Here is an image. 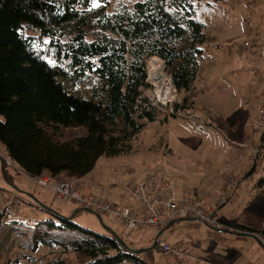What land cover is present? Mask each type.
<instances>
[{
    "label": "trees",
    "instance_id": "16d2710c",
    "mask_svg": "<svg viewBox=\"0 0 264 264\" xmlns=\"http://www.w3.org/2000/svg\"><path fill=\"white\" fill-rule=\"evenodd\" d=\"M207 40L194 0H142L113 12L92 0H0V142L8 158L32 178L81 180L102 157L131 155L150 124L171 119L148 93L147 67L153 74L164 61L184 95L174 108L192 110ZM60 78L75 92L86 83L89 97L70 93ZM60 129L83 133L62 141ZM52 213L25 222L0 211V264L36 262L41 248L74 254L78 264H144L114 235Z\"/></svg>",
    "mask_w": 264,
    "mask_h": 264
},
{
    "label": "rangeland",
    "instance_id": "374dc122",
    "mask_svg": "<svg viewBox=\"0 0 264 264\" xmlns=\"http://www.w3.org/2000/svg\"><path fill=\"white\" fill-rule=\"evenodd\" d=\"M138 1L142 0H92V4L95 7L106 4L108 11L113 12L122 5L132 6ZM194 4L196 19L206 26L208 40L203 45L204 58L195 85L198 96L192 110L184 112L183 108H174V103L181 102L184 95L173 90L174 84L166 68L172 86L171 94L175 98L174 110L167 107L171 117L169 124H150L136 138L131 155L102 157L89 175L81 180L76 179L78 189L84 194L103 193L114 200L115 190L116 193L118 190L125 191L123 185L141 175L144 168L163 167L176 191L192 190L194 194L207 197V200H214L220 195L224 168L241 164L246 157L248 143H256V177L245 178L238 192L240 207L236 205L232 211L235 221L242 224L241 227H247L246 231L226 224L234 230H227V233L233 235L222 234L199 223L189 230L184 228L185 221H180L167 228L159 239L160 243L173 247L171 252H162L157 244L155 249L137 255L144 264H223L224 257H230V253H233L232 245L240 258L237 264H264L261 241L264 234L260 233L264 231V187L261 183L264 181V131L259 129V122L264 119L261 112L264 108V85L259 80L261 77L255 74L258 69L264 70V61L251 64L246 58L249 53L257 56L262 49L260 46L256 52L249 53L236 49L256 31L264 35V0H194ZM38 42L45 50L48 40ZM154 75L151 74V77L154 78ZM60 82L70 93L82 98L89 97V91L84 87L86 83L82 86L84 90L75 92L68 81L60 78ZM148 83L151 86L148 93L161 105L157 99L161 93L156 88V82L150 79L149 70ZM179 110L185 117L176 115ZM173 114L175 118L171 116ZM194 115L202 119H195ZM82 133L80 129H60L58 132L62 141H69ZM233 148L239 153L230 160L223 159L221 164V152L225 158V154L230 155ZM54 178L57 179L54 182L75 179L66 176ZM218 187L219 192L215 193ZM245 190L248 192L241 194ZM0 211L25 222L54 219V212L71 217L75 225L87 231L114 235L104 227L107 226L132 249L152 247L158 234L155 231L137 230L125 236L119 222L113 225V221L102 217V225L92 212L72 202L55 199L49 190H43L32 177L10 161L1 142ZM19 255L20 252L15 249L11 250L9 256L14 260ZM31 257L36 262L24 264H49L58 257L65 258L70 264L80 261L74 254L64 255L59 248H41Z\"/></svg>",
    "mask_w": 264,
    "mask_h": 264
},
{
    "label": "built area",
    "instance_id": "2783aa9c",
    "mask_svg": "<svg viewBox=\"0 0 264 264\" xmlns=\"http://www.w3.org/2000/svg\"><path fill=\"white\" fill-rule=\"evenodd\" d=\"M259 46L264 47V35L256 33L236 49L239 52H256ZM255 74L261 77L259 80L264 85V70L258 69ZM173 90L175 91V88ZM157 99L163 106L173 110L175 98L172 94L167 98L159 94ZM261 112L264 115V108ZM176 115L185 117L180 110ZM193 117L202 119L197 115ZM259 129L264 131V119L259 122ZM33 179L43 190H49L55 199L72 202L83 210L95 212L113 221V225L119 222L125 236L137 230L161 231L177 220L186 219H196L213 231H234L218 218L221 206L236 191L238 180L232 177L226 184L230 196L223 192L222 197L220 196L215 203H209L192 196L191 192H185L179 197L170 176L164 173L163 167L156 169L147 166L141 175L123 185L125 190L123 192L129 196L130 204L112 202L102 193L84 194L78 189L76 179L57 182H52L51 179L43 176ZM261 241L264 247V239ZM158 246L162 252L173 250V247L164 242L158 241Z\"/></svg>",
    "mask_w": 264,
    "mask_h": 264
},
{
    "label": "crops",
    "instance_id": "0c3cea01",
    "mask_svg": "<svg viewBox=\"0 0 264 264\" xmlns=\"http://www.w3.org/2000/svg\"><path fill=\"white\" fill-rule=\"evenodd\" d=\"M258 31H256L255 34L258 33ZM260 50L261 51H258L259 53L256 54L257 56H252L248 52L249 54H248V56L246 58L249 59V62H251V64L256 63L258 61H261L263 63V61H264V47L262 49H260ZM247 59H246V63L248 64V60ZM195 85H196V83H195ZM247 150L248 151H247L246 157H245L244 161H242L241 164L233 166V167H225L224 168V170H223L224 172H223V174H221V181H220L221 182V186H220V184L218 185V186L221 187V189H220V187H218V189H216V192H215V193L219 192V189H220V192H219L220 195L218 196V198H216L214 200H207V197H202L199 194H194L193 192H191L192 190L188 191V192H191L192 196H194V197H196V198H198V199H200L202 201L209 202V203H215L219 199V197L223 194V192H226L228 197L230 196V193L227 190V186H226L228 179H230L231 177L237 179L238 180V185H237L236 191H235L234 195L231 196L229 198V200L224 205L221 206V208H220V210L218 212V218H219V220L222 223H225V224L233 226V227H239V228H241L242 224H238L235 221L234 216H232V211L234 210L236 205L238 207H240V205H239V203L237 201L239 199V196H240V195L238 196V192L240 191L241 186L245 183V178L246 177H248V176L256 177V175L254 173H256V170L258 168V162L255 163V154H256V150H257L256 143H248ZM237 153H239V151H237L236 149L233 148L231 150L230 155H226L225 154V158H224V155L221 152V157H223V158H221V164L223 162V159L224 160L225 159L230 160V158L234 154H237ZM227 175H229V177H227ZM44 176L49 177V175H46V174ZM60 177H62V176H60ZM55 180H57V179H55V178L53 180L51 179L52 182H54ZM262 187H264V183H263ZM176 192H177V195L179 197H181L185 193V190L176 191ZM247 192L248 191L245 190V192H241V194H246ZM211 195H213V194H211ZM215 195L216 194H214L213 196L215 197ZM107 198L109 200H111L110 197H107ZM111 201L112 202H116V203H122L123 202L122 204H130L129 196L125 192H123L122 190H118L117 193H116V190H115V192H114V200H111ZM180 221H185L184 228L185 229H189V230H190L191 227L196 226L197 225L196 223H199L200 225H204V224L200 223L196 219L177 220V222H180ZM176 223L172 224L171 226L175 225ZM198 227H199V225H198ZM242 227H244V226H242ZM149 231H155V230H149ZM156 232H159V231H155V234H156ZM217 232L222 233V234H226L227 233V231H224V230L217 231ZM227 234L233 235L231 233H227ZM234 236H236V235H234ZM246 241H248V239H246ZM226 243H227V241L224 242V244H226ZM231 250H233V253H230V257H224L223 264H237V263H239L240 258H239V256H237V252L234 251L235 248H233L232 245H231Z\"/></svg>",
    "mask_w": 264,
    "mask_h": 264
},
{
    "label": "bare ground",
    "instance_id": "6f19581e",
    "mask_svg": "<svg viewBox=\"0 0 264 264\" xmlns=\"http://www.w3.org/2000/svg\"><path fill=\"white\" fill-rule=\"evenodd\" d=\"M160 62L164 64L162 60H160ZM150 66L151 65L148 66L149 73H150V69H149ZM150 79L156 82V88L158 92L162 94V97L167 98L171 94L172 86L170 85V80H168V77H167L165 64L164 66L161 65L156 69L154 78H152L150 74Z\"/></svg>",
    "mask_w": 264,
    "mask_h": 264
},
{
    "label": "water",
    "instance_id": "95a60500",
    "mask_svg": "<svg viewBox=\"0 0 264 264\" xmlns=\"http://www.w3.org/2000/svg\"><path fill=\"white\" fill-rule=\"evenodd\" d=\"M166 68H167V66H166V64H165V69H166ZM170 79L172 80L171 75H170ZM86 211L92 212V211H90V210H86ZM92 213L95 214V215L97 216L98 220L100 221V223H101L102 225H104L102 217H101L99 214L95 213V212H92ZM176 222H177V221H175V222L169 224L165 229L159 231L158 234L156 235V238H155V241H154V244L152 245V247H150V248H145V249H132V248H129V247L125 244V242L121 239V237H120L116 232H114L111 228H109V227H107V226H104V227H105L109 232H111L112 234H114V236L117 238V240L120 241V242L124 245L125 248L129 249L131 253H134V254H141V253H143V252H148V251H151V250L155 249V248H156V245L158 244V241H159L161 235L163 234V232H164L167 228H169L172 224H174V223H176Z\"/></svg>",
    "mask_w": 264,
    "mask_h": 264
}]
</instances>
